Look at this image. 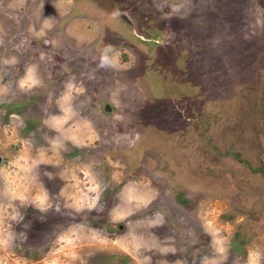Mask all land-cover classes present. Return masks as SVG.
Listing matches in <instances>:
<instances>
[{
	"label": "rangeland",
	"instance_id": "rangeland-1",
	"mask_svg": "<svg viewBox=\"0 0 264 264\" xmlns=\"http://www.w3.org/2000/svg\"><path fill=\"white\" fill-rule=\"evenodd\" d=\"M0 264H264V0H0Z\"/></svg>",
	"mask_w": 264,
	"mask_h": 264
},
{
	"label": "trees",
	"instance_id": "trees-1",
	"mask_svg": "<svg viewBox=\"0 0 264 264\" xmlns=\"http://www.w3.org/2000/svg\"><path fill=\"white\" fill-rule=\"evenodd\" d=\"M183 202V201H182Z\"/></svg>",
	"mask_w": 264,
	"mask_h": 264
}]
</instances>
